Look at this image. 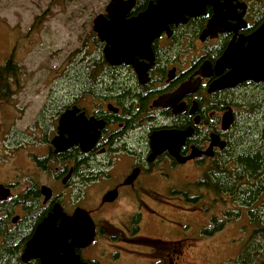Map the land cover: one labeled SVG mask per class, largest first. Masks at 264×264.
Listing matches in <instances>:
<instances>
[{
  "label": "flooded vegetation",
  "instance_id": "flooded-vegetation-1",
  "mask_svg": "<svg viewBox=\"0 0 264 264\" xmlns=\"http://www.w3.org/2000/svg\"><path fill=\"white\" fill-rule=\"evenodd\" d=\"M156 1L135 0L124 17ZM203 2L133 62L111 63L93 28L98 15L121 16L108 0L92 19L101 55L85 76L57 77L51 92L19 104L20 79L0 87V264H185L194 243L173 236L165 211L171 196L187 195L174 176H237L244 151L264 153V79L217 87L250 67L264 75V0ZM163 131L182 134L152 159L151 137ZM78 210L93 227L84 244L63 228Z\"/></svg>",
  "mask_w": 264,
  "mask_h": 264
},
{
  "label": "rangeland",
  "instance_id": "rangeland-1",
  "mask_svg": "<svg viewBox=\"0 0 264 264\" xmlns=\"http://www.w3.org/2000/svg\"><path fill=\"white\" fill-rule=\"evenodd\" d=\"M107 2L0 0V65L12 57L19 66L15 77L22 83L17 86L21 95L14 103H22V95L27 93L51 92L57 77L85 75L90 58L101 55L90 32L92 19ZM3 110L5 106L2 116ZM24 124L22 117L16 122L19 128ZM201 177L174 176V188L187 186V195L174 194L171 204L165 206L167 217L180 231L175 230L173 236L187 238L186 245L194 243L185 251V264H236L254 225L248 212L239 210L242 206L233 196L216 195L203 185L198 187ZM97 190L93 188L94 193ZM236 211L241 212L238 217L234 215ZM211 231L214 232L210 234ZM143 233L152 231L145 227Z\"/></svg>",
  "mask_w": 264,
  "mask_h": 264
},
{
  "label": "water",
  "instance_id": "water-1",
  "mask_svg": "<svg viewBox=\"0 0 264 264\" xmlns=\"http://www.w3.org/2000/svg\"><path fill=\"white\" fill-rule=\"evenodd\" d=\"M134 1L111 0L108 11L110 13H118L121 16H113L110 21L105 22V19L101 15H98L94 20V30L97 32L99 38L102 41H107V45H109V47H106L105 53L106 58L111 63H120L121 61L133 62L131 57H134L145 49H150L152 40L158 37L163 30L167 29L170 23L183 21L185 19L184 15L190 13V9L194 5L207 0H157L156 2H151L147 9L137 17L126 19L124 14L134 5ZM259 34H261V31ZM231 52V50L227 51L224 57L225 60L228 59V55ZM241 68L238 65V73ZM247 70V73L238 75L237 80L234 79L233 84L226 83L228 78H230L227 76L218 82L217 87L235 85L239 81L246 79L257 81L264 79L261 68L250 67L253 73L249 68ZM96 134L95 132L94 135L96 136ZM179 134L182 133L176 131L154 133L151 137L153 150L151 158L153 159L165 148H171L168 142L171 143L170 140ZM95 136L90 140L88 147L83 148L84 150H89L93 147L97 138ZM172 152L179 161H184L178 155V146ZM64 227L70 230L69 236L73 237L78 244L88 243L93 237L91 220L83 210H78L71 219H65ZM33 241H40L39 233H37Z\"/></svg>",
  "mask_w": 264,
  "mask_h": 264
},
{
  "label": "trees",
  "instance_id": "trees-1",
  "mask_svg": "<svg viewBox=\"0 0 264 264\" xmlns=\"http://www.w3.org/2000/svg\"><path fill=\"white\" fill-rule=\"evenodd\" d=\"M18 67L12 57L0 65L1 88L7 85L9 78L16 76ZM87 75L91 74L87 73ZM263 158L264 153L261 151L255 149L252 153L244 151L237 176H203L197 182L198 187L203 185L216 195L233 196V200L240 202L242 206L239 210L248 212L254 230L236 259V264H264V176H241L243 172L251 173L252 170L255 175L264 174ZM229 172L232 173L234 170L231 169ZM240 214V211H236L234 215L238 217ZM218 229L217 227L216 230Z\"/></svg>",
  "mask_w": 264,
  "mask_h": 264
}]
</instances>
